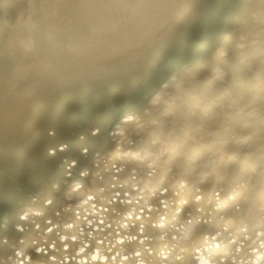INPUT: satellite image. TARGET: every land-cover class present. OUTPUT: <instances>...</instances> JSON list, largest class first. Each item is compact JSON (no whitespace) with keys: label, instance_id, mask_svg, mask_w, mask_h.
I'll return each mask as SVG.
<instances>
[{"label":"bare ground","instance_id":"bare-ground-1","mask_svg":"<svg viewBox=\"0 0 264 264\" xmlns=\"http://www.w3.org/2000/svg\"><path fill=\"white\" fill-rule=\"evenodd\" d=\"M231 1L235 10L229 23L222 18L233 7L224 12L218 0L201 2L189 30L208 24V31L196 36V44L166 52L171 66L193 53L204 57L154 84L150 95L143 87L139 95L144 98L130 104L126 89L134 90L157 48L180 37L177 24L183 14L149 32L143 43L146 55L131 71L119 70L120 57L80 64L65 57V74L74 83L66 88L43 83L31 98L23 96L19 85L8 83L11 54L0 47V235L15 238L5 215L6 201L17 185L34 184L38 175L24 134L34 111L42 109L47 113L40 118L60 123V134L52 140L57 143L69 139L65 129L72 120L87 124L98 105L103 112L119 106L114 94L122 93L118 99L127 104L121 108L128 105L105 127L98 154H89L84 169L88 175L74 169L78 179L67 177L69 190L60 206L34 208L40 215H33V223L17 226L25 229L18 237L21 244L33 245V251L49 248L47 257L33 264H264V31L253 22V13L264 4ZM209 7L214 13L204 17ZM221 25L225 34L218 40ZM32 30L25 13L13 22L9 35L20 42ZM6 31L7 25L0 24V32ZM205 37L211 38L210 49L198 53ZM36 78L30 72L29 79ZM58 104L67 105L57 113ZM71 140L77 142L76 137ZM5 142L7 154L15 156L6 171ZM66 153L57 156V179L64 177V157L71 161L77 156L75 151ZM17 250L23 251L18 259ZM25 256H31L26 249L0 245L3 264H19Z\"/></svg>","mask_w":264,"mask_h":264},{"label":"snow or ice","instance_id":"snow-or-ice-1","mask_svg":"<svg viewBox=\"0 0 264 264\" xmlns=\"http://www.w3.org/2000/svg\"><path fill=\"white\" fill-rule=\"evenodd\" d=\"M187 10L184 0H27V3L24 0H0V24L7 25V31L0 32V47L11 54L6 72L8 83L13 87L19 85L26 98L37 95L43 83L56 88L69 87L74 81L65 74V57L74 64L120 57L119 70L131 71L135 62L146 55L143 43L149 32L158 31ZM25 13L32 21L33 30L26 40L16 42L9 35V30L13 22ZM253 22L264 31V8L258 15L253 14ZM20 57L30 63H25ZM30 72L37 78L29 79ZM10 119V116L6 117L5 123ZM54 120L35 118L25 125L29 160L38 175L34 184L17 185L5 205V215L12 222L15 238L7 233L0 235V245L26 249L31 254L27 264H33L41 256L46 258L49 248L46 245L44 249L33 251V245L21 244L18 237L24 234L25 229L20 227L17 230V226L33 223V215H40L33 213L34 208L60 206L69 190L67 177L78 179L73 174L74 169L88 175L84 169L89 167V154H98L97 146L106 130L93 120H89L86 126L79 120H72L65 129L69 139L53 143V138L60 134ZM72 137H76V143L72 142ZM4 150L6 171V142ZM70 150L77 156L71 161L64 157L61 165L64 177L57 179V156ZM79 187L77 184L76 188ZM72 191L74 193L75 190ZM22 204L29 207L22 209ZM22 210L27 215H20ZM10 264H15V261Z\"/></svg>","mask_w":264,"mask_h":264},{"label":"water","instance_id":"water-1","mask_svg":"<svg viewBox=\"0 0 264 264\" xmlns=\"http://www.w3.org/2000/svg\"><path fill=\"white\" fill-rule=\"evenodd\" d=\"M192 1H195V0H192ZM197 2H196V4H194V2H191V0H190V2L187 4L188 5V10L182 15V17H181V21L177 24V26H179V32H181L180 33V37L178 38L177 37V39L176 40H174V41H172L171 42V44H169L168 46H164V44H162L159 48H157L158 47V45L156 46V53H155V55L154 56H152L153 58H154V60H153V62H152V64L151 65H148V67L146 68V69H143V72L141 73V75L139 76V80H136L134 83H133V86H132V88L134 89V90H132L131 89V91H128L127 89H126V94L124 95L125 96V100L130 104L131 102H132V100H135V98L136 97H138L137 99L139 100L140 98H144L143 97V95H139L140 94V91H142L144 88L143 87H145V89L144 90H147V94H149V92L151 93L154 89H156L157 88V86H155L154 84H156V83H158V82H160L161 83V81L166 77V76H168L170 73H172V72H174V71H176L177 69H180V68H182V67H185L186 65H188L189 63H191V61H193L194 59H201V58H203V57H201V56H198V57H196L197 55H195V53H193L192 55H189V56H187V58L188 59H186L187 61H185L184 63H177L176 65H172L171 66V63H172V61L170 60V61H167V59L169 58V55H170V53H168V52H166V49H174L173 51H176V50H178V51H180V49L183 47L182 45H186V44H190V45H193L197 40H196V36H198V35H200V37H201V35H202V32L203 31H205V30H207L208 31V24L207 25H205V27L203 26V27H199V26H196L195 27V29H196V31H190L189 30V28L191 27V22H192V17L194 16V15H196V14H198V9H199V7H200V5H201V2L202 1H204V0H196ZM218 1H220V5H219V7L224 11V12H226L227 11V9H228V7H230V8H232L233 6H231L230 4H232V1L231 0H229L228 1V3H227V1L226 0H218ZM24 2L25 3H27V1L26 0H24ZM225 2L227 3V4H225ZM216 3V2H215ZM225 4V5H224ZM236 4V3H235ZM220 10V9H219ZM235 9H234V7H233V9L232 10H230L229 12H228V15L227 16H224L223 18H222V22H223V20H224V22L223 23H229L230 21H231V12H233ZM210 11L212 12V13H214L213 12V10L211 9L210 10V7H209V11H208V9H205V11L203 12V16L204 17H206V16H209V14H210ZM221 11V10H220ZM219 11V15L220 14H222V12H220ZM212 13H211V15H212ZM218 13V12H217ZM25 15V14H24ZM27 15V14H26ZM214 15H218V14H214ZM221 16V15H220ZM192 19V20H191ZM206 22H208V20H206L205 21V23ZM221 22V23H222ZM224 25H226V24H224ZM224 25H221V27H220V29H218V31L217 32H219V34H220V37L218 38V40L221 38V35H224L225 34V28H226V26H224ZM216 32V33H217ZM174 33H176V31H173V34H171V36L173 37V35H174ZM198 38H199V36H198ZM170 39H171V37H170ZM209 39H211V38H209V37H205V39H203V41L202 42H206V43H203V45H201V48H199L198 50V53H200V52H206L207 53V51H209L208 49H210L209 48ZM194 41V42H191V41ZM217 40V39H216ZM191 42V43H190ZM201 42V43H202ZM183 43V44H182ZM196 44V43H195ZM211 46V45H210ZM186 49H188L189 48V45H187L186 47H185ZM183 52H184V49H183ZM198 53H196V54H198ZM158 61H159V63H158ZM170 64V66L169 67H167L168 65ZM152 66H155V68H154V70H153V72H152ZM182 66V67H181ZM165 67H167V68H169V69H165V70H163V68H165ZM166 70H167V72H166ZM149 71H151L150 73H149ZM110 76H112V75H110ZM136 77V75L134 76V78ZM145 77H146V79H145ZM145 79V80H144ZM148 82V83H147ZM147 83V84H146ZM152 83V84H151ZM141 85H143V86H141ZM141 86V87H140ZM110 91H112L111 89H110ZM128 92V93H127ZM133 93V95H131ZM122 93H120L119 92V94L118 95H115L114 94V96H116L115 98H114V100L115 99H117V104L119 105V106H117V105H113L112 106V108L109 110H107V111H105V112H103L102 111V109H101V106H99L98 104V109H95V116L94 117H92V119H89V120H93V121H95V122H97V123H100V124H102L104 127H107L108 126V124L109 125H112V123L113 122H115L116 121V119H117V117H119L120 116V112L122 111V110H125V109H127V107H128V105L126 106V107H124L123 106V108H121L120 107V105H122L123 103H126L125 101H123V100H119L118 98L120 97V95H121ZM131 96H130V95ZM150 95V94H149ZM124 96H123V98H124ZM147 97V96H146ZM60 100H63V99H60ZM129 100V101H128ZM116 101V100H115ZM102 102V101H101ZM127 104V103H126ZM59 105V109L57 110V113L59 112V110L60 109H63L67 104H58ZM112 111H114V112H119V113H115V114H112ZM104 113V115H102L103 113ZM36 113H38V114H36ZM44 113H47V112H45V111H43L42 109L40 110L39 108H38V110H36V111H34V114H32V116H36V118H40V115H43ZM124 113H125V111H124ZM131 113V112H130ZM126 114V113H125ZM123 115V116H126V115H128L129 113H127L126 115ZM102 115V116H101ZM32 116H30L29 117V119H27V120H32L33 119V117ZM60 116V115H59ZM87 120V119H86ZM60 124V123H59ZM59 124H57L58 126H59ZM85 126H86V124H85ZM60 127V126H59ZM105 131H107V129L105 130ZM104 135H107L106 133H104L102 136V138H105L104 137ZM100 140H101V138H100ZM100 142V141H99ZM4 151V150H3ZM66 154H68V153H66ZM91 155V154H90ZM89 155V156H90ZM21 157H23V156H19V158H21ZM7 158L9 159L8 161H11L13 158H15V156H13L12 154H7ZM89 160V159H88ZM60 161H62V160H60ZM59 161V162H60ZM61 175V174H60Z\"/></svg>","mask_w":264,"mask_h":264},{"label":"clouds","instance_id":"clouds-1","mask_svg":"<svg viewBox=\"0 0 264 264\" xmlns=\"http://www.w3.org/2000/svg\"><path fill=\"white\" fill-rule=\"evenodd\" d=\"M253 14L258 15L259 12L257 11V12H254ZM60 54H61V53H60ZM24 215H27V213H25ZM18 227H19V226H18ZM73 238L75 239V237H73ZM62 239H63V237H62ZM39 250H40V249H37V251H39ZM83 250H84L83 248L80 249L81 252H82ZM22 254H23V251H22V250H17L16 253H15V256H16V258L18 259V258L20 257V255H22ZM101 258H103V257H101ZM27 259H28V257L25 256V259H24L23 261H19V264H25V261H27ZM93 259H96V257L94 256ZM0 264H3V261H0Z\"/></svg>","mask_w":264,"mask_h":264}]
</instances>
